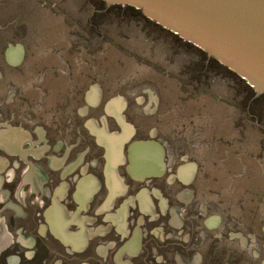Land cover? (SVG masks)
Wrapping results in <instances>:
<instances>
[{
  "label": "flooded vegetation",
  "instance_id": "af4514ba",
  "mask_svg": "<svg viewBox=\"0 0 264 264\" xmlns=\"http://www.w3.org/2000/svg\"><path fill=\"white\" fill-rule=\"evenodd\" d=\"M82 2L0 0V264H264V220H243L252 207L225 196L248 136L189 127L181 93L192 82L208 95L210 67L264 95L141 11ZM111 13L198 50L191 74L159 69L180 82L176 101L146 76L111 79Z\"/></svg>",
  "mask_w": 264,
  "mask_h": 264
},
{
  "label": "rangeland",
  "instance_id": "374dc122",
  "mask_svg": "<svg viewBox=\"0 0 264 264\" xmlns=\"http://www.w3.org/2000/svg\"><path fill=\"white\" fill-rule=\"evenodd\" d=\"M76 1V5L83 4L86 7L82 0ZM109 26L111 79L119 80L123 78L124 72L126 76H130V79L141 80L143 76H146L148 77L147 80L155 82L153 84L160 93L161 89L166 88L168 90L169 93H163L162 97L164 99L176 101V91L180 89V82L176 77H172L169 80L170 84L166 83L164 74L159 69L167 68L179 74L180 69L185 64L189 65V72L192 69L198 70L201 67L200 64L203 60L198 55V50L193 49L191 46H189V50H186L183 47L187 44L166 31L160 32L159 29L154 34V29L150 30L148 25L144 24L143 21L131 18L130 14L120 18L111 13ZM206 68L205 73L207 75L205 76L204 86L208 91V95L205 96L197 91H192V82H189L187 84L189 87L185 86V91L181 93L187 96L189 102V108H185V110L194 112V115L190 116L189 127L198 128L202 122L204 126L228 128L227 133L237 132L239 138L248 136V140H239V142H242L241 149L244 155L242 158L239 151H231L232 170L234 168L236 171L234 174H240L243 177L232 182L227 180V185L231 186L232 193L227 192L225 196L229 197L234 194L239 200L241 199L245 207H252V210H237L238 216L243 220L246 217L250 218V213L253 214L255 222L260 219L264 220V177H262L264 174V158L261 154L264 152V148L257 146V144H262L261 138L264 137V130L261 131L257 128L264 126V97H258L257 99L252 89L239 78L238 80H231L237 78L228 75L225 70L217 74L211 71L210 67ZM121 70H124V72ZM181 76L183 75L181 74ZM191 77L192 75L190 76L192 81ZM247 94L249 96L244 98ZM172 95L173 97H171ZM249 104L251 105L249 106ZM173 105L176 104L173 103ZM192 117H195V119ZM210 119L212 122L207 124ZM199 121L200 124H198ZM231 127H233V130L229 129ZM243 127L249 128V130L242 131ZM244 132L246 135H243ZM232 145H234V141ZM231 146H226V148L230 149ZM250 148L260 153L258 160L248 155L247 151ZM221 157L224 158V155L222 154ZM231 161L228 165L232 164ZM257 192L263 194V196L261 198L256 197ZM258 236H261V234L258 233ZM259 250L261 251V249Z\"/></svg>",
  "mask_w": 264,
  "mask_h": 264
},
{
  "label": "water",
  "instance_id": "95a60500",
  "mask_svg": "<svg viewBox=\"0 0 264 264\" xmlns=\"http://www.w3.org/2000/svg\"><path fill=\"white\" fill-rule=\"evenodd\" d=\"M132 7L264 95V0H106ZM121 158L110 151L108 160Z\"/></svg>",
  "mask_w": 264,
  "mask_h": 264
},
{
  "label": "bare ground",
  "instance_id": "6f19581e",
  "mask_svg": "<svg viewBox=\"0 0 264 264\" xmlns=\"http://www.w3.org/2000/svg\"><path fill=\"white\" fill-rule=\"evenodd\" d=\"M140 164V163H139Z\"/></svg>",
  "mask_w": 264,
  "mask_h": 264
}]
</instances>
